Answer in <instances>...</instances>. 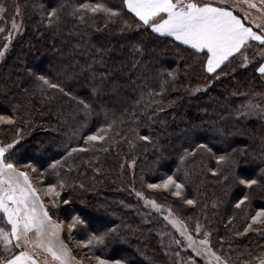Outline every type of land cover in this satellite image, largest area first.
<instances>
[{
  "label": "trees",
  "instance_id": "obj_1",
  "mask_svg": "<svg viewBox=\"0 0 264 264\" xmlns=\"http://www.w3.org/2000/svg\"><path fill=\"white\" fill-rule=\"evenodd\" d=\"M85 4L118 15L93 14ZM0 7V51L7 46L0 63V115L14 120L0 124V142L12 143L20 131L21 142L6 160L56 189L49 193L48 212L68 230L63 239L76 256L92 264L96 257L202 264L139 192L163 212L170 210L190 234L207 238L225 264L264 258V222L252 223L264 211L260 46L246 49L247 67H241L242 57L231 58L217 78L205 71L206 53L137 27L122 0H0ZM96 134L105 139L85 144ZM73 148L87 150L69 155ZM220 157L225 161L217 163ZM170 176L183 185L180 196L172 195L174 188H148ZM240 178L257 184L249 189ZM189 199L193 205L185 203ZM75 218L83 223L70 231ZM109 232L103 245L83 246Z\"/></svg>",
  "mask_w": 264,
  "mask_h": 264
},
{
  "label": "snow or ice",
  "instance_id": "obj_2",
  "mask_svg": "<svg viewBox=\"0 0 264 264\" xmlns=\"http://www.w3.org/2000/svg\"><path fill=\"white\" fill-rule=\"evenodd\" d=\"M124 7L128 13H131L135 20L139 23L137 27H145L151 30L152 33L158 34L161 37H172L175 41L185 45L187 48L193 50L194 53L206 52L205 71L212 75L217 74L219 78L218 69L229 62L231 58L242 57L241 67H247L249 63V56L246 54V49L260 46L259 55L264 58V25H255L256 28L261 29L260 32L254 30L251 26H246L241 18H238L232 11L225 10L221 7H213L205 0H122ZM241 3L246 4L249 8H255L264 15V7H258L253 0H240ZM260 5H264V0H259ZM83 9L95 14L97 12H104L111 16H117L116 11H109V9L102 5L89 6L87 4L82 6ZM81 9H77L79 12ZM5 9L0 7V13ZM19 14V9H17ZM49 20L56 15V10L51 11ZM244 19H247V14ZM83 20V17H81ZM13 28L17 25L12 24ZM128 27V26H126ZM4 29L0 28V32ZM252 42H255L253 44ZM7 46H5L6 48ZM4 51H0V59L4 57ZM256 72L260 77L264 78V63H260L256 68ZM169 77H174V73L169 71ZM43 83L49 88L58 89L64 95H70L69 92L64 91L59 85L51 83L49 80L39 77ZM199 91V89H197ZM83 103L84 108L88 109L90 105L87 102ZM14 123L13 119L7 116L0 115V124L11 125ZM107 131L101 129V133ZM17 139L6 146H0V223L5 226H0V245L3 246L6 253H11L13 248L21 249L17 254L6 255L0 258V264H39V260L33 253L28 251L29 248L39 249L51 256L53 261H58L59 264H73L74 258L71 257L67 246L63 241L59 240L60 225L52 221L49 212L43 204L38 203L39 197L36 195L29 182L27 173L19 172L16 166L8 162L5 154L9 150L15 148L21 142V133L17 130ZM141 140L148 141L149 137L141 135ZM104 135H88L85 144L89 142H97L104 140ZM201 148H206V145H200ZM85 148H73L69 155L73 152L86 151ZM225 161V157H220L217 163ZM56 164L52 165L55 169ZM233 167H239L238 161H233ZM35 171V169H33ZM216 173H213L215 175ZM239 183L251 189L256 184V180L239 179ZM66 185L61 182L60 188H65ZM149 189H164L169 191L174 188L172 192L174 196H180L183 185L177 183L171 176L164 180L162 184H148ZM49 193L56 191L54 187L47 190ZM59 195V193H56ZM137 197L145 201V205H150L155 211H161L160 206L153 200L145 199L142 193L137 192ZM245 196L235 207L240 208L247 201ZM56 201L53 200V204ZM68 203V201H64ZM188 205H193L194 201L189 199L185 201ZM264 211L256 213L252 217V223L264 222ZM178 231L183 235L185 229L182 223L173 218L172 212L169 210L168 215L164 217ZM83 221L75 218L72 224L69 225V230L82 224ZM248 229H245L247 231ZM114 231V230H110ZM199 232V226L197 227ZM109 233L100 236H92L85 243L84 247L103 245L105 238ZM205 236L207 234L205 233ZM191 240V237L188 238ZM15 241V243H13ZM200 244H207V239L200 240ZM219 260V257H217ZM96 264H126L123 260L107 261L96 257ZM264 264V260L261 261Z\"/></svg>",
  "mask_w": 264,
  "mask_h": 264
},
{
  "label": "rangeland",
  "instance_id": "obj_3",
  "mask_svg": "<svg viewBox=\"0 0 264 264\" xmlns=\"http://www.w3.org/2000/svg\"><path fill=\"white\" fill-rule=\"evenodd\" d=\"M205 2L216 3V4L228 6L229 8L234 10V12H236V14L239 17H241L244 20V22L249 23L252 26L257 25V24L264 25V15H262V13L257 11L255 8L247 7V5L241 3L240 0H205ZM253 2L256 3L258 7H264V5H260L259 0H253ZM246 14H247V19H244ZM256 30L258 32L261 31V29H259V28H256ZM5 50H6V48L4 47V49L1 51L5 52ZM1 61H2V59H0V63H1ZM0 146H6V145H2V143L0 142ZM5 158H6V154H5ZM16 169L19 172L27 173V175L29 177V182L31 183L33 189H35L36 195L40 198L38 203L43 204L48 211V208L50 207L49 205H52V200L49 196V192L47 191L48 189H46L45 187L42 186L41 181L38 180L36 177H34L31 173V171L29 169H27V167H16ZM147 207H149L150 210L155 211L150 205H147ZM160 208H161V211H159V212L162 213L163 217L168 215L169 210H165L163 212V208L162 207H160ZM173 218L178 220L174 215H173ZM52 221L54 223L60 225L59 240L63 241V243L65 244V241L63 239V234H64V230H66V231H68V230L66 228H64V225L62 223L56 222L53 219H52ZM168 224L170 225L171 228H173L178 239L181 241L184 249L188 250L192 254V256L195 257L196 259H198L199 261H201L202 264H225V262L221 259V257L212 249V247L209 243V240L207 238H203V237L200 238L198 236H194V235L190 234L188 231H186L182 235L181 231H178L170 223H168ZM0 226H2V225L0 224ZM3 226H5V225L3 224ZM183 227L185 228L184 225H183ZM189 237H191V240L188 239ZM204 239H207L208 243L203 244V245L200 244L199 241L204 240ZM13 243H15V241ZM0 248H1V252L5 256L11 255V254H17L19 251H21V249L13 248L11 253H6L2 245H0ZM67 248H68V246H67ZM68 250H69L71 257L74 258L73 264H92L91 258H89V257L84 258V257L76 256L70 248H68ZM28 251L30 253H33L36 256V258L39 260V264H59L58 261H53L51 256L47 255L42 250L29 248ZM217 257H219V260H217ZM262 260H264V258L261 259L260 261H258L256 264H261Z\"/></svg>",
  "mask_w": 264,
  "mask_h": 264
},
{
  "label": "crops",
  "instance_id": "obj_4",
  "mask_svg": "<svg viewBox=\"0 0 264 264\" xmlns=\"http://www.w3.org/2000/svg\"><path fill=\"white\" fill-rule=\"evenodd\" d=\"M208 3H210V2H208ZM211 4V6H213V7H221V8H224L225 10H228V11H232L233 12V14L234 15H236L238 18H241V17H239L237 14H236V12H234V10H232L231 8H229L228 6H226V5H221V4H216V3H210ZM242 19V18H241ZM242 22H244V20L242 19ZM245 23V25L246 26H251V27H253L254 28V30L255 31H257L256 30V27H255V25L254 26H252V25H250L249 23H246V22H244ZM258 32V31H257ZM155 34V33H154ZM156 35H158V34H156ZM159 36V35H158ZM170 38H172V37H170ZM173 39V38H172ZM174 40V39H173ZM175 41V40H174ZM177 43H179L178 41H176ZM252 43H255V42H252ZM180 44V43H179ZM182 45V44H181ZM183 46H185V45H183ZM186 47V46H185ZM206 53V52H205ZM261 63H264V60L261 62Z\"/></svg>",
  "mask_w": 264,
  "mask_h": 264
}]
</instances>
